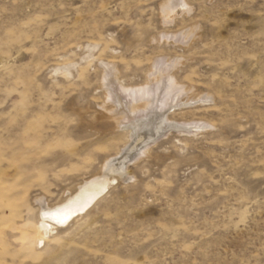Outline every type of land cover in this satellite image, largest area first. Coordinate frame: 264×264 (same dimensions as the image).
<instances>
[{
  "label": "rangeland",
  "instance_id": "rangeland-1",
  "mask_svg": "<svg viewBox=\"0 0 264 264\" xmlns=\"http://www.w3.org/2000/svg\"><path fill=\"white\" fill-rule=\"evenodd\" d=\"M175 58L197 102L167 117L211 126L164 130L93 221L35 254L21 230L36 199L127 142L103 72L127 101L118 87ZM0 264H264V0H0Z\"/></svg>",
  "mask_w": 264,
  "mask_h": 264
},
{
  "label": "bare ground",
  "instance_id": "bare-ground-1",
  "mask_svg": "<svg viewBox=\"0 0 264 264\" xmlns=\"http://www.w3.org/2000/svg\"><path fill=\"white\" fill-rule=\"evenodd\" d=\"M177 4L182 9L183 5ZM173 5L161 6L163 20H169L175 9ZM183 36L186 38L190 35H179L180 38ZM180 64L178 58L160 59L152 63L144 73L143 84L117 88L126 94L127 101L113 91V85L119 79L115 67L103 72L102 84L106 87L103 100H106L105 103L109 101L112 105L101 104V110L118 112L117 116L112 117L114 121L112 131L117 132L119 128L127 130V142L117 153L105 157L92 175L72 178L71 182L62 188L54 202H46L42 197L36 199V207L29 211V217L23 222L21 230L23 240L31 245L35 254L44 253L51 245H54L53 250L60 249L70 237L69 232L73 226L80 222L88 224L93 221L95 205L116 185L123 183L127 177L129 179L131 173L127 172L128 168L143 164L140 169L141 171L145 169L146 163L152 158V147L159 142L164 130L175 128L178 131L199 132L208 129L210 124L205 122L186 121L177 124L172 123L167 117V113L179 107H188L191 101L197 102L191 95L194 87L179 82L174 73ZM207 96L200 102L206 103L211 95ZM130 118V124H122L124 119ZM92 119L94 121L95 116ZM108 134L96 132L95 139L101 140Z\"/></svg>",
  "mask_w": 264,
  "mask_h": 264
}]
</instances>
